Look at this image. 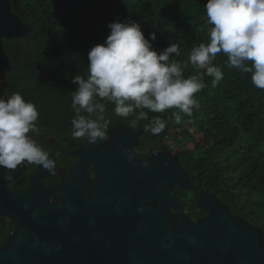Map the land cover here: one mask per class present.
I'll list each match as a JSON object with an SVG mask.
<instances>
[{
	"label": "water",
	"instance_id": "95a60500",
	"mask_svg": "<svg viewBox=\"0 0 264 264\" xmlns=\"http://www.w3.org/2000/svg\"><path fill=\"white\" fill-rule=\"evenodd\" d=\"M0 32H28L1 0ZM142 133L120 123L103 142L80 146L56 187L45 188L38 169L26 189L11 192L12 177L0 173V215L16 225L0 264H264L262 230L198 191L178 154H136ZM175 187L196 193L205 216L177 212Z\"/></svg>",
	"mask_w": 264,
	"mask_h": 264
},
{
	"label": "trees",
	"instance_id": "16d2710c",
	"mask_svg": "<svg viewBox=\"0 0 264 264\" xmlns=\"http://www.w3.org/2000/svg\"><path fill=\"white\" fill-rule=\"evenodd\" d=\"M206 0H25L32 54L21 66L14 92L33 102L38 110V127L44 135L72 133L71 93L75 75L87 77V54L92 46L103 43L114 20L135 21L148 37L155 32L153 48L159 53L170 43L180 46V55L170 59L183 68L185 77L203 74L188 61L190 50L207 42ZM213 63L221 67L224 78L211 86L212 77L203 75L206 87L195 94L200 103L190 119L192 132L180 133L184 143L208 140L211 149L195 143L192 150L178 153L190 182L200 191L216 197L230 212L264 233V89L256 88L250 74L226 65V56L217 54ZM108 104V132L117 124L143 130L148 123L134 116L121 118ZM147 111V110H145ZM149 112L166 121L159 135L143 130L141 144L134 150L142 155L146 143L164 142L179 128L173 113ZM80 142L87 138L76 139ZM201 147V148H200ZM166 150V149H165ZM146 150H144L145 152ZM184 213L193 220L205 216L196 207L194 192L173 190ZM260 197V200L256 198Z\"/></svg>",
	"mask_w": 264,
	"mask_h": 264
},
{
	"label": "clouds",
	"instance_id": "9594fccd",
	"mask_svg": "<svg viewBox=\"0 0 264 264\" xmlns=\"http://www.w3.org/2000/svg\"><path fill=\"white\" fill-rule=\"evenodd\" d=\"M207 42L190 50L188 61L203 74H183V68L170 57L180 55V46L170 43L162 51L152 46L155 32L145 38L139 23L114 20L103 43L92 46L87 54L88 75H75L71 93L72 137L88 141L108 138L107 105L121 118L134 116L145 120V132L159 135L166 121L148 113L177 109L174 123L181 124L200 108L195 94L206 87L203 75L212 77L217 87L224 78L213 63L217 54L226 56V65L250 74L252 84L264 89V0H206ZM147 110V111H145ZM38 110L19 92L0 96V167L15 170L22 164L39 165L55 174L56 164L49 151L32 134L39 135ZM10 180V176L4 177Z\"/></svg>",
	"mask_w": 264,
	"mask_h": 264
},
{
	"label": "flooded vegetation",
	"instance_id": "af4514ba",
	"mask_svg": "<svg viewBox=\"0 0 264 264\" xmlns=\"http://www.w3.org/2000/svg\"><path fill=\"white\" fill-rule=\"evenodd\" d=\"M7 4L9 13L16 17L20 23L25 28H27L28 32L25 35L11 38L6 37L0 32V96L10 95L14 92V87L16 86L15 84L17 82L21 66L33 51V46L29 40L30 29L25 22L26 16L28 15L25 0H1V6L3 10H5ZM133 130L137 131L134 128ZM30 135H33V138L42 147L49 151L50 158L53 159L56 164L55 174H50L41 166L33 164H22L14 171L0 167V173L2 174L3 179L6 176L12 177L11 181L7 184V187L11 192L26 189L29 184L30 176L38 169L42 175L41 184L45 188L56 187L60 184L62 179L69 176V169L72 168L77 162V158L74 157L72 153L75 152L80 146H86L91 142H80L74 139L71 133L44 135L43 132L40 131L39 135L32 133H30ZM139 141L141 144V137ZM144 146L145 147L143 148L142 155L134 150L136 154H138L143 159H148L155 152L165 151V149L162 148H154L155 144L152 143H146ZM144 150L146 151L144 152ZM87 174L90 178L93 177V167H89L87 169ZM48 200H51V198H48ZM15 229L16 225L13 220L7 216L0 215V247L6 245L8 239L14 233Z\"/></svg>",
	"mask_w": 264,
	"mask_h": 264
},
{
	"label": "rangeland",
	"instance_id": "374dc122",
	"mask_svg": "<svg viewBox=\"0 0 264 264\" xmlns=\"http://www.w3.org/2000/svg\"><path fill=\"white\" fill-rule=\"evenodd\" d=\"M181 116H182V122L181 124H179V128L172 131L169 134L168 138L163 143L156 144L154 148L171 150L173 153L178 154L182 151L192 150L195 143H198V145H201L203 148L211 149V145H209V141L206 139L200 140L201 136L194 137L196 141H187L184 143V136L180 135V133H185L187 131L191 133L193 130L190 126V119L183 117L184 116L183 113H181ZM256 198L260 200L259 196H256Z\"/></svg>",
	"mask_w": 264,
	"mask_h": 264
}]
</instances>
